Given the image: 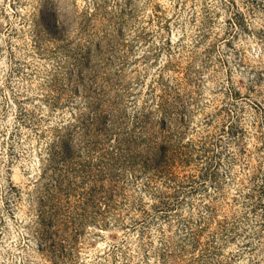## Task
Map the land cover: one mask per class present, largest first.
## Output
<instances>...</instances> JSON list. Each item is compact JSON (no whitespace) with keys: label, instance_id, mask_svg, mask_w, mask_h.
<instances>
[{"label":"rangeland","instance_id":"rangeland-1","mask_svg":"<svg viewBox=\"0 0 264 264\" xmlns=\"http://www.w3.org/2000/svg\"><path fill=\"white\" fill-rule=\"evenodd\" d=\"M0 264H264V0H0Z\"/></svg>","mask_w":264,"mask_h":264}]
</instances>
